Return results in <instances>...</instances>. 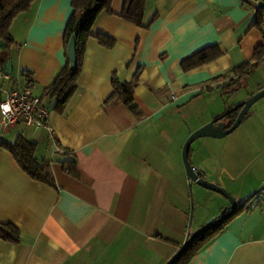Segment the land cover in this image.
<instances>
[{
  "label": "crops",
  "instance_id": "0c3cea01",
  "mask_svg": "<svg viewBox=\"0 0 264 264\" xmlns=\"http://www.w3.org/2000/svg\"><path fill=\"white\" fill-rule=\"evenodd\" d=\"M122 4L112 0V13L96 15L75 91L61 112L44 89L66 62L70 0H34L10 25L11 79L0 84L11 87L30 74L34 94L47 105L52 137L19 124L0 134V143L17 135L35 142L51 184L30 178L0 145V223L20 234L17 243L0 238V264H164L191 232L185 137L264 87V31L251 0H145L147 27L120 18ZM258 6L264 9V0ZM97 33L113 38V46L100 45ZM213 45L219 56L181 69L182 59ZM256 49L263 53L252 70L233 75V67L253 61ZM137 68L136 112L105 102L112 74L129 82ZM254 74L258 79L247 82ZM231 79H238L234 90ZM236 128L225 149H213L214 137L189 148L191 165L245 208L186 264H264V196L255 197L264 185V96ZM63 160L75 162L77 178ZM192 188L200 211L214 208L211 216L198 213L200 227L228 201Z\"/></svg>",
  "mask_w": 264,
  "mask_h": 264
},
{
  "label": "trees",
  "instance_id": "16d2710c",
  "mask_svg": "<svg viewBox=\"0 0 264 264\" xmlns=\"http://www.w3.org/2000/svg\"><path fill=\"white\" fill-rule=\"evenodd\" d=\"M34 0H0V40L4 43L0 48V70L5 66L10 59V48L14 44L9 33L10 25L13 19L21 12L28 10L30 4ZM112 0H70L72 11L65 23L64 27V47L67 48V42L73 31L77 30L76 37V56L77 64L74 70L69 68L66 54V62L55 75L50 84L44 89V94L53 99V108L58 112L63 111L70 97L76 88V80L80 73L85 43L88 37L91 36L90 27L101 10L112 13L110 3ZM145 0H123L122 8L118 16L128 22H131L139 27H147V24L142 22ZM257 22L259 20L257 19ZM98 43L104 47H112L114 39L97 33L94 35ZM221 51L215 45L202 48L195 53L180 61V67L183 71H187L198 67L206 62H209L219 56ZM259 49H256L253 56V61L243 62L236 67H233L230 72L233 75H243L248 73L259 61L261 55ZM139 68L134 72L132 79L129 82L121 83L117 79L115 73L111 76L112 91L105 99V102L117 101L125 104L130 110H135V103L132 99L133 88L137 82ZM236 80H229L228 86L234 90L237 87ZM239 107L235 110L226 113L221 121L225 127H228L234 120ZM0 145L6 149L14 158L20 169H22L30 178L43 183L51 184V179L46 175L41 160L35 157L36 143L24 138L22 135H17L13 142H1ZM64 152V151H63ZM189 155V152H188ZM62 164L72 177H78V171L74 161L63 160ZM245 208V202L237 206L232 215L224 219L217 226L208 229L204 233L195 238L193 243L182 253V255L173 264H186L196 251L210 241L217 233L225 226L226 222L238 211ZM0 238L4 241L17 243L20 240L18 229L11 223H0Z\"/></svg>",
  "mask_w": 264,
  "mask_h": 264
},
{
  "label": "water",
  "instance_id": "95a60500",
  "mask_svg": "<svg viewBox=\"0 0 264 264\" xmlns=\"http://www.w3.org/2000/svg\"><path fill=\"white\" fill-rule=\"evenodd\" d=\"M99 1V0H97ZM76 37H77V30L75 29L67 42L66 54H67V61L69 68L74 70L77 64V56H76ZM4 43L0 40V48L3 47ZM3 72L11 73V61L10 59L6 62L5 66L2 68ZM264 96V87L256 91L255 93L251 94L250 96L246 97L240 103L228 108L223 113L212 118L210 121L202 124L198 128L191 131L186 139L184 140L182 147H181V160L184 167V171L186 177L189 181L196 183L197 185L215 191L225 197L228 201V205L224 206L221 211L220 215L216 217L214 220L204 223L188 235H186L185 239L183 240L182 244L179 246L177 251L167 260L164 264H173L181 255L182 253L193 243L196 237L200 234L204 233L210 228L217 226L221 223L224 219L229 217L237 208V202L235 198L223 187L214 184L207 179H205L202 173L193 167L190 163L188 157V151L190 148V144L197 138L200 137H222L227 135L228 133L232 132L242 121V119L246 116L250 106L257 101L259 98ZM239 107V110L233 120V122L228 126L225 127L221 118L228 112H231ZM191 217V209L189 212V220Z\"/></svg>",
  "mask_w": 264,
  "mask_h": 264
},
{
  "label": "built area",
  "instance_id": "2783aa9c",
  "mask_svg": "<svg viewBox=\"0 0 264 264\" xmlns=\"http://www.w3.org/2000/svg\"><path fill=\"white\" fill-rule=\"evenodd\" d=\"M258 12L259 25L264 31V9L258 6L259 0H251ZM8 72L0 71V82L10 81ZM34 81L29 73H23L21 79L14 82L11 87L0 84V134L4 131L16 128L19 124L31 129H44L48 136L52 137V127L47 121L48 108L41 99L34 94ZM57 151L63 150L57 148ZM264 196V185L256 192V198Z\"/></svg>",
  "mask_w": 264,
  "mask_h": 264
},
{
  "label": "rangeland",
  "instance_id": "374dc122",
  "mask_svg": "<svg viewBox=\"0 0 264 264\" xmlns=\"http://www.w3.org/2000/svg\"><path fill=\"white\" fill-rule=\"evenodd\" d=\"M247 79V82H249V81H255V80H257L258 78L256 77V75L254 74V75H252V76H250V77H247L246 78ZM215 93V95H216V97H218L217 96V94H219V91L217 92H214ZM239 132V128H236V129H234L232 132H230V133H228L227 135H224V136H222V137H218V138H213L214 140H212L213 141V149L216 151V150H221V149H225V147L227 146V143L228 142H233L234 140H233V138H235L236 137V135H237V133ZM188 136V135H187ZM186 136V137H187ZM186 137H185V139H186ZM7 138V137H6ZM202 139H212V138H209V137H203V138H197V139H195L191 144H190V148L191 149H193L194 147H195V145L197 144V143H199V141H202ZM228 141V142H227ZM206 148H208V147H206ZM204 149V151L206 152V150L207 149ZM190 159V158H189ZM208 178H210V181H212V179H215V177H213V176H210V177H208ZM212 182H214V181H212ZM192 185H197L196 183H194V182H191V184H189L188 185V194H189V212H190V209H191V217H190V220H189V223H188V230H190L191 232L192 231H194L195 229H197L198 227H196V221L198 220V213H201L202 212V214H201V216L202 217H205V216H211L212 215V212H214V208L212 209V208H210V209H208L207 210V208L206 209H203L202 211H200L199 210V206H198V203H199V201H198V199H197V197H196V195L194 194V190H193V188H192ZM195 187V186H194ZM223 187V186H222ZM223 188H225V187H223ZM226 189V188H225ZM251 200V199H250ZM220 215V211H219V214H218V216ZM217 216V217H218ZM202 219V218H201ZM200 219V220H201ZM209 222V221H208ZM207 223V222H206ZM204 224V223H203ZM190 232V233H191Z\"/></svg>",
  "mask_w": 264,
  "mask_h": 264
}]
</instances>
